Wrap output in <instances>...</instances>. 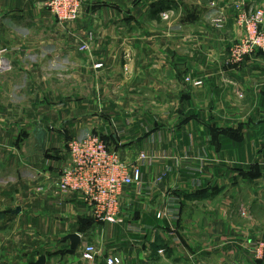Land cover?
Returning a JSON list of instances; mask_svg holds the SVG:
<instances>
[{"label":"crops","instance_id":"obj_1","mask_svg":"<svg viewBox=\"0 0 264 264\" xmlns=\"http://www.w3.org/2000/svg\"><path fill=\"white\" fill-rule=\"evenodd\" d=\"M235 1L196 0L187 8L188 21L167 27L160 12L175 7L183 17L181 0H85L80 17L65 23L44 0H0V49H6L0 99L15 92L34 100L31 112L22 107L10 114L0 102V180L9 164H32L39 177L40 160L52 161L42 178L46 185L37 181L46 191L35 187L32 202L39 206L26 218H39L44 194L53 198L57 179L51 176L57 156L39 155L40 124L49 149L64 145V137L55 145L57 121L73 138L99 134L124 160L140 152L153 157L142 166L152 189L126 190L124 223L97 222L76 194L61 197L65 208L56 221L81 227L82 219L92 218L93 225L61 235L63 252L28 255L24 264L42 255L45 264H105L113 253L124 264H264L255 255L264 241V53L246 56L238 67L228 64L233 40L242 35ZM253 1L264 6V0ZM215 9L225 13L223 28L212 21ZM83 40L90 41L87 50L78 48ZM35 53L29 62L27 54ZM54 58L64 59L58 73ZM186 75L203 84L186 82ZM137 99L163 100L161 114L136 109ZM31 141L38 150L33 161L21 156L23 143ZM6 190L0 189V212L9 209ZM174 198L180 217L158 218ZM129 224L146 229H127ZM72 232L84 234L75 253L64 240ZM89 243L99 251L92 261L81 253Z\"/></svg>","mask_w":264,"mask_h":264},{"label":"built area","instance_id":"obj_2","mask_svg":"<svg viewBox=\"0 0 264 264\" xmlns=\"http://www.w3.org/2000/svg\"><path fill=\"white\" fill-rule=\"evenodd\" d=\"M84 1L44 0L61 23L76 21L81 15ZM212 5H216V2ZM233 8L242 35L231 46L227 62L230 66L238 67L246 56H252L256 52L264 53V6L254 3L253 0H236ZM169 11L170 9L164 10L160 15L168 17ZM214 12L215 16L212 18L214 25L223 28L227 21L225 13L217 9ZM91 38L92 35L90 40ZM89 43L90 41L83 40L79 42L78 48L87 50ZM5 53V48L0 49V70L5 66ZM97 66L101 67L102 63ZM185 80L195 86L203 84L202 80H193L190 76ZM66 147L68 155L61 154L57 165L58 176L50 194L57 199L76 194L97 222L124 223L126 217L122 214V199L126 190L133 186L139 190L152 189L151 186H146L142 171L143 164L153 161V157L146 152H140L131 161L124 160L120 151L97 133L72 138ZM161 180L162 178H159L157 181ZM37 187L40 192L46 191L44 186ZM157 217L178 219L180 208L176 204V199L172 200L171 208L158 212ZM129 229L141 231L132 225ZM79 235L81 240L84 239V234ZM81 253L84 260L92 261L99 251L94 244H85ZM255 253L264 263V241L257 246ZM105 264H124V260L120 254L113 253L107 256Z\"/></svg>","mask_w":264,"mask_h":264},{"label":"rangeland","instance_id":"obj_3","mask_svg":"<svg viewBox=\"0 0 264 264\" xmlns=\"http://www.w3.org/2000/svg\"><path fill=\"white\" fill-rule=\"evenodd\" d=\"M181 2H182L181 10H183L181 12L183 14L185 13L184 16L183 17L178 16V14L175 13L176 11L174 9L175 7L168 8L170 9V11L168 12V17H164L160 15L161 18H163V23H162L163 26L172 27L173 23L176 21H182V22L188 21L187 20L188 18H185L187 8L190 7L192 8L191 5L194 2L195 3L197 2L196 0H181ZM173 40H175V38H173ZM238 40L239 38L233 40L234 42L232 44H234ZM37 57H38L37 53H35V55L27 54V60L29 62L34 59L36 60ZM56 58L52 59L51 63L54 66H57V67H53V66L52 67L54 70H56L55 72L58 73L59 71H62L64 68L63 65L64 59L59 58V61H55ZM45 61H47V59ZM45 76H49V75L45 72ZM233 93H235V90H233ZM124 95L126 96V93ZM125 96L123 98H125ZM239 96H241L240 93ZM30 97H31L30 93L16 94L15 92L13 93L9 92L8 98L0 99V102L6 105L7 109L10 110L9 114L10 112L15 113L17 112V110H19V112L22 113L23 109H24L23 112H31L32 111L31 106L33 104L31 103V101L34 102V100H31ZM125 100L127 99H123L122 101L125 102ZM136 101L139 102L138 103L139 105H137L138 108L136 109L139 110L144 109L147 111L150 110L152 114L155 115L161 114L160 110L161 108H163V100H153L156 101V104L149 99H137ZM53 116H55V114ZM63 129L65 128L64 127L62 128V125L58 124V122L56 121V126L55 128H53L55 132L54 139L56 140L55 142L56 146H57V140L61 139V137H59L58 135V132L60 130L62 131ZM88 133H95V132L90 131ZM10 136L11 134L10 135L8 134V137ZM29 141L30 139L28 140V142ZM34 144L35 143H33L32 141L30 142L29 145L28 143H23L21 149V156L23 155L28 156L30 159L33 157L32 159L33 161L35 151H38L37 146ZM50 149L47 147L46 152L49 151L51 155L54 154L59 157L60 154L68 155V148L65 145L51 147ZM39 150H40L39 151L40 158H42V156H44L46 152H43L41 148H39ZM59 160H57V162ZM44 161L40 160L39 172L41 174L39 175V177H37V174L34 171L32 164L28 163V165L26 164L24 165V167H17L14 166V164L13 165L9 164V167L3 173L5 175V178H3V180H0V189H8L4 191L6 192V194L3 196L4 198L3 200L7 202V204L4 205L7 206V208H9L6 209L5 211L0 212V264H24L25 261H27V258L29 257L28 255H35L38 253L53 254V253L63 252L65 250V247L59 241L61 235L65 234V232L68 230L79 229L80 227V226L73 227L72 224L70 225L69 222H64L62 220L56 221V219H54V216L57 214V212L63 213L62 208L63 207L65 208V206L62 207V203H63L62 200L55 198H51L52 199L51 200L50 198H48L49 191L44 194L45 202H43L41 207H39V209H41L39 218L34 221L30 219L28 220L26 218V215L28 214V212L32 211L33 207L36 208V206L37 207L39 206L37 205V202H32L34 197L35 187L37 186V181H40L43 185H46V183H43L44 180H42V178L47 180L46 179L47 176L45 175V173L48 172L46 166L48 162H52V161H47L46 163H44ZM54 168L56 170L51 171V176L56 175L57 177L59 168L57 167V165L54 166ZM10 198L12 199V203H10L11 205H8V202H10L8 200ZM58 204H60V211H58L59 209L57 210ZM51 206L53 208H51ZM17 207H21L24 211L22 215L20 216L18 215L19 217L16 215L17 213L15 214L14 211ZM1 209L2 207L0 208V211ZM59 217L61 218L60 215ZM66 221H68V219H66ZM129 225L131 226L132 224ZM128 228L129 226L127 227V229ZM135 228H137L138 230H142L140 229L139 226H135Z\"/></svg>","mask_w":264,"mask_h":264},{"label":"water","instance_id":"obj_4","mask_svg":"<svg viewBox=\"0 0 264 264\" xmlns=\"http://www.w3.org/2000/svg\"><path fill=\"white\" fill-rule=\"evenodd\" d=\"M47 136H48V131L41 124L38 125L36 132H35V137L38 140L39 147L41 148L43 152H46L47 150ZM64 240H70L69 251L72 253H75L77 251V248L79 244L81 243V237L79 233L77 232H72V233L67 234L64 237ZM45 263H46V256L42 255L37 261H34L31 264H45Z\"/></svg>","mask_w":264,"mask_h":264},{"label":"trees","instance_id":"obj_5","mask_svg":"<svg viewBox=\"0 0 264 264\" xmlns=\"http://www.w3.org/2000/svg\"><path fill=\"white\" fill-rule=\"evenodd\" d=\"M164 9H168V7H166V8H164ZM163 9V10H164ZM58 135H59V137H64V145L66 146L67 145V142L69 141V140H71L72 138H73V135H71L70 133H69V131H67V129H63L62 131L60 130L59 132H58ZM108 142V141H107ZM49 154V151H47L46 152V155H48ZM61 157V156H60ZM59 156H57V160H59V159H61ZM82 221V227H79V229H81V230H86V229H88L91 225H93V223H94V219H92V218H85V219H82L81 220Z\"/></svg>","mask_w":264,"mask_h":264}]
</instances>
